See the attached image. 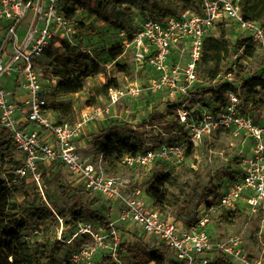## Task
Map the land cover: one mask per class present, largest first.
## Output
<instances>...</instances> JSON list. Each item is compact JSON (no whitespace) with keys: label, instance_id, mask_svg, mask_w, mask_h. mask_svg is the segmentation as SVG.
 Listing matches in <instances>:
<instances>
[{"label":"built area","instance_id":"2783aa9c","mask_svg":"<svg viewBox=\"0 0 264 264\" xmlns=\"http://www.w3.org/2000/svg\"><path fill=\"white\" fill-rule=\"evenodd\" d=\"M198 1L196 12L186 10L178 16L149 18L132 32H121L122 56L132 54L135 79L110 89L103 105L87 106L73 122L60 123L52 118L46 100L50 90L41 82L35 66L47 58L51 46L60 47L63 41L74 43L76 27L65 14L66 0H0V22L5 24L0 49V128L18 150L20 164L14 171L15 180L40 184L41 166L61 164L67 174L81 183L83 191L116 203L121 224L137 225L145 236L158 239L171 253L170 264H214L218 257L231 264H263L261 259L249 258L240 236L213 240L207 227L212 218L241 209L248 218L264 211V121L255 120L234 92L225 95L219 109L210 99L207 103L194 94L209 81L200 77L198 66L203 41L212 36L214 27L232 22L245 33L254 49L264 46V28L257 21L244 18L239 0ZM245 48L234 47L227 62L233 65L244 55ZM5 78H13L16 87L6 88ZM17 93L23 95L24 119L37 127L34 130L21 125ZM156 95L177 108L179 139L125 152L118 168L180 166L195 148L218 133L228 134L241 146L238 168L232 172L224 192L215 202L204 206L191 224L163 216L143 201L138 189L128 191V179L119 174L108 175L101 166L83 158L76 145L85 125L116 120L113 110L121 102L149 100ZM165 123L172 124L171 118H166ZM58 221V241L70 248L78 243L65 264H93L102 256L110 257L115 264H124L119 257L121 233L113 222L108 229L82 221L64 230L62 218Z\"/></svg>","mask_w":264,"mask_h":264},{"label":"rangeland","instance_id":"374dc122","mask_svg":"<svg viewBox=\"0 0 264 264\" xmlns=\"http://www.w3.org/2000/svg\"><path fill=\"white\" fill-rule=\"evenodd\" d=\"M102 0H78L74 6L75 13L71 19L76 27L74 42L79 48L85 49L91 59L98 62V72L95 75L82 79V89L79 92L68 94L62 98V102L71 103L73 112L71 115L63 117L58 114V105L51 104L53 117L59 121L73 120L76 112L91 106H101L108 98V94L101 92L104 84L116 80L119 87L125 86L128 82L135 79L133 74L134 63L132 54L127 52L125 56H120L113 60L110 50L122 46L123 38L120 33L132 32L138 27L141 21L153 18V14L144 4H132L122 7H108L104 11L99 10L98 4ZM160 3L167 16H178L186 10L198 11V0H153ZM258 9L261 12L256 21L264 28V0H257ZM223 28L226 30L227 38L233 43L238 44L247 39L245 33L238 30L235 24L225 22ZM218 26L212 30V36H218ZM5 33V24L0 22V47ZM60 51L59 53H61ZM56 56V52H53ZM36 71L45 87L54 89L58 77L55 72L61 69V65L54 61V57L39 60L36 62ZM211 64L205 65L200 69V77L207 75ZM264 72V46L257 47L255 52L250 55H242L233 65L228 62L224 66L223 74L217 79L216 83L205 82L202 90L197 91L195 98L204 102H209L210 95L202 97L203 90H217L222 85L232 84L238 92L242 91L241 86L244 80L254 74ZM97 94V92H99ZM49 94V93H48ZM46 95V98L48 96ZM173 103L164 101L161 96L156 95L151 99L125 100L117 105L113 110L114 116H121L131 121L128 123H115L118 125L110 126L114 132L121 137H126L129 131L138 132L141 135V149L153 145L157 146L163 141H174L179 139L181 127L175 121V115H169L173 110ZM54 109V110H53ZM264 106L259 109L251 110L255 120L264 121ZM166 118H171L172 124H166ZM118 120V119H116ZM121 120V121H122ZM120 125V126H119ZM85 128V127H84ZM105 129H107L105 127ZM162 129V131L160 130ZM104 127L98 122L97 132L85 137L87 145L79 151L83 157L90 156L91 160L101 166L108 175L119 174L130 181V189L140 191L143 201L149 206H153L163 216L176 219L177 221L191 224L203 211L204 206L215 202L224 192L232 172L238 168V154L241 146L239 142L225 133H218L212 138L205 140L200 146L195 148L186 160L177 167H166L160 164L151 169H117L107 168L98 153V143L103 140ZM164 132L165 135H162ZM42 181L36 184L30 180H15L13 201L22 202L27 196L35 204H41L45 209L53 213L54 217L38 225L30 222L26 231V240L30 245L35 243L47 244L54 253L56 264H65L72 248L64 246L58 241L61 224L58 221L60 213L67 207L75 203L88 205L92 210L98 211L101 215L108 217L111 223L112 213H119V206L116 203L107 201L101 195L92 196L82 190L81 183L67 174L61 164L51 162L41 166ZM157 173L170 174L178 178L180 187L169 188V205L163 208H156L153 201L146 195L153 176ZM61 187H63L61 189ZM69 189H68V188ZM73 190H80L73 195ZM62 191H67L66 193ZM115 208L114 211L112 210ZM237 211L238 217L229 224H221L219 218H212L207 230L213 240H224L229 236H240L245 252L251 260H262L264 264V211L261 210L251 218ZM64 230L70 227L63 219ZM114 226L118 224L114 219ZM127 226V229L124 227ZM120 233H127L128 239H122L121 252L126 256L125 247H132L136 242L146 245L149 248H161L166 252L167 258L171 259V253L156 238L145 236L137 225L125 224L116 227ZM66 232H68L66 230ZM99 258V257H98ZM98 258L93 264H96ZM127 264H136L135 261H127Z\"/></svg>","mask_w":264,"mask_h":264},{"label":"trees","instance_id":"16d2710c","mask_svg":"<svg viewBox=\"0 0 264 264\" xmlns=\"http://www.w3.org/2000/svg\"><path fill=\"white\" fill-rule=\"evenodd\" d=\"M77 3L78 0H66L65 14L70 20L75 13L74 6ZM238 3L245 19L256 21V18L260 16L261 12L258 9L259 3H257V0H239ZM132 4L148 6V10L155 19H162L167 16L163 6L153 0H102L98 4V8L104 11L108 7L117 8ZM218 28L217 37L211 36L204 39L198 66L200 72L203 66L212 65L207 75L204 76L209 81L217 80L223 74L224 66L227 64L228 57L234 47L241 48L245 45L244 55L247 56L255 52V49L247 40L233 44L227 38V32L223 26L219 25ZM60 51L62 52L59 53ZM53 52H56V56H53ZM122 54V46L109 52L113 60L122 56ZM46 56L47 58L54 57V61L61 65V69L55 72V76L58 77L56 85L49 92L46 100L50 108V102L59 106L57 109L58 114L63 117L69 116L73 112V106L71 103L62 102V98L68 94L79 92L82 89V79L97 74L98 62L91 59L86 50L79 48L75 42L71 44L63 41L60 47L51 46L47 50ZM118 87L116 80H112V82L104 84L100 91L108 94L110 89ZM241 89L242 91L239 93L234 85L225 84L217 90H203L202 97L210 95V102L216 109L223 105L224 97L228 92L237 94L245 108L250 111L264 106V72L254 74L244 80ZM176 111L177 108L174 106L173 110L168 113L174 116ZM59 122L71 123L73 120ZM102 133L104 137L102 142L97 144L98 153L107 168L117 169L118 161L123 153L135 152L141 149L142 140L138 132L129 131L126 137H121L112 129L107 128L102 130ZM19 164L16 146L8 138L7 133L0 128V264H56L54 253L47 244L35 243L30 245L26 240V231L30 222L41 225L51 220L54 215L41 204H35L28 196L22 202L13 201V187L16 179L14 171ZM180 185L177 177L157 173L153 176L146 190V195L153 201L156 208H163L170 203L168 189L178 188ZM79 191L73 190V195L79 193ZM62 192L66 193L67 191ZM59 215L66 220V224L69 226L82 221L95 223L103 229H108L110 225L108 217L92 210L88 205L78 203L65 208ZM237 217L236 212H231L226 216L219 217L218 222L229 224ZM121 248L122 245L119 248V257L124 264H127L124 259L135 261L136 264H170L171 262L163 249L149 248L139 241L130 248L125 247V258L124 255L122 256ZM96 264L115 263L110 257L102 256ZM214 264L231 263L223 257H218Z\"/></svg>","mask_w":264,"mask_h":264},{"label":"crops","instance_id":"0c3cea01","mask_svg":"<svg viewBox=\"0 0 264 264\" xmlns=\"http://www.w3.org/2000/svg\"><path fill=\"white\" fill-rule=\"evenodd\" d=\"M3 84H4V86H5L6 88H8V89H14V88L16 87L15 84H14L13 78H5L4 81H3ZM15 101H16V103H17V104L19 105V107H20V109H19V113H18V117H19V119H20L21 125H22L23 127H25L26 130H34V129H36V128H37L36 126L27 123L26 120L24 119V108L22 107V102H23V95H22V93H17L16 98H15ZM78 113H79V112H76V113H75V115H74V117H73V121L77 118ZM52 118H53L55 121H57V120L55 119V117H53V115H52ZM116 118H117L118 120H113L111 123H104V122H99V123L104 127V129H105V127H106V128H109L110 126L118 125V124H115V123H117V122H119V123L124 122V123H128V124H131V123H132V122L129 121L127 118H123L124 120H122V117H121V116H116ZM121 120H122V121H121ZM119 126H120V125H119ZM84 127H85V128L82 129V131H81V133H80V135H79V138H78V140H77V143H76L77 148H78V151H79L83 146L87 145V144H86V143H87V140H85V137H86V136H89V135H93L94 133L97 132L98 122H96V123H89V124L85 125ZM43 135H45V134H43ZM44 138L47 139V141H51V140L48 138L47 135H45ZM79 153H80V155L83 157V155L81 154V151H79ZM83 158H85V159H87V160H91L90 156H88V157H83ZM114 209H115V208L113 207L112 210L114 211ZM114 218H115V220H116L117 223H118V224H115L116 227H117V226L125 225V224H121V223L118 221V213H112V215H111V222H113V223H115L114 220H112V219H114ZM124 229H127V226H125ZM121 237H122V239H125V238L128 239V234H127V233H121ZM132 238H133V237H130L127 241H131Z\"/></svg>","mask_w":264,"mask_h":264}]
</instances>
